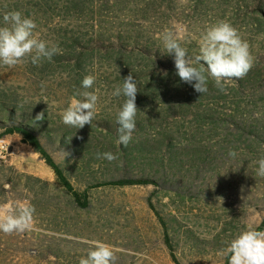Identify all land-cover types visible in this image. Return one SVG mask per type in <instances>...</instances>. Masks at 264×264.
<instances>
[{
	"label": "rangeland",
	"instance_id": "obj_1",
	"mask_svg": "<svg viewBox=\"0 0 264 264\" xmlns=\"http://www.w3.org/2000/svg\"><path fill=\"white\" fill-rule=\"evenodd\" d=\"M12 10L32 17L61 52L39 65L28 58L0 66V106L46 112L50 124L90 137L98 152L118 159L53 152L76 189L90 188L81 208L21 135L1 137L10 148L0 160V205L28 201L36 211L31 230L0 232V264H79L94 240L112 247L114 264H177L168 236L181 264H228L227 242L249 225L264 230V178L254 171L264 155V0H0V26ZM224 19L248 41L251 71L261 78L243 87L233 79L226 93L210 81L201 95L180 80L160 36L165 29L182 35L195 57L201 32ZM131 72L140 111L129 145L144 148L126 160L120 152L128 149L103 122L117 124L124 97L111 93ZM86 75L96 77L98 111L92 125L76 129L60 113ZM127 175L159 185L91 187Z\"/></svg>",
	"mask_w": 264,
	"mask_h": 264
},
{
	"label": "clouds",
	"instance_id": "obj_2",
	"mask_svg": "<svg viewBox=\"0 0 264 264\" xmlns=\"http://www.w3.org/2000/svg\"><path fill=\"white\" fill-rule=\"evenodd\" d=\"M2 20L0 66L15 67L25 63L28 58L33 65H39L43 60L51 61L55 55L60 54L57 44L41 38L37 31L38 25L32 17L12 10L4 12ZM160 39L163 53L174 58L176 74L180 80L192 85L201 95L208 92L210 81L219 91L226 93L230 81L242 79L254 65L248 41L226 19L206 26L201 32L198 40L199 54L195 57H190L188 49L182 46V35L165 29ZM122 80V85L115 86L111 95L124 97L116 112V123L119 125L116 143L127 147L136 128L137 113L140 111L136 104L139 87L132 72ZM95 82L94 75L83 78L80 89L76 90L68 106L60 113L63 124L76 129L92 125L99 101ZM43 118L44 114L40 113L36 120ZM229 156L235 157V151L230 150ZM98 158L112 162L118 159V155L104 152L98 154ZM254 163L257 165L254 169L255 175L264 178V155ZM217 200L223 203L222 197H217ZM35 211V207L28 201L18 202L15 207L0 205V232L12 234L31 230ZM89 243L90 249L86 256L80 258L79 264H114L116 257L110 245L98 240ZM221 255L228 258V264H264V230L249 225L227 242Z\"/></svg>",
	"mask_w": 264,
	"mask_h": 264
},
{
	"label": "trees",
	"instance_id": "obj_3",
	"mask_svg": "<svg viewBox=\"0 0 264 264\" xmlns=\"http://www.w3.org/2000/svg\"><path fill=\"white\" fill-rule=\"evenodd\" d=\"M250 71L242 79L234 80H236V82L242 87L245 83L255 85L258 81H260L261 76L258 77ZM40 113L44 114V118L42 120H36L37 115ZM103 124L108 129V135L116 133L119 127L118 124H113L111 122H103ZM10 133H17L21 135L22 142L32 146L34 150L40 154L41 158L45 160L47 165L55 173L58 183H60L64 190L71 196L72 201L77 206L85 208L90 204L87 196V192L90 188L84 191L76 189L71 183L64 166L57 162L53 157V152L62 149L63 151L71 154L83 153L89 156H97L100 154L97 150L99 145L95 144L94 140L88 136L80 139L74 136L73 131H69L66 127L55 126L52 123L50 124L48 122V115L46 112H39L35 109L17 110L15 107L3 104L0 106V138ZM171 143L172 141L168 144L171 147L169 151L177 152ZM143 145L144 144H140L138 147L144 148ZM138 147H133L128 144L127 147H124V149L128 150L120 152V157L122 159L125 158L126 160H131L129 157L135 153ZM149 183H157L159 185L155 179L149 176L132 177L127 175L109 180L97 179L95 182L91 183V187L105 185L117 187ZM165 240L170 250L172 259L177 264H181L173 252L174 247L169 236Z\"/></svg>",
	"mask_w": 264,
	"mask_h": 264
},
{
	"label": "built area",
	"instance_id": "obj_4",
	"mask_svg": "<svg viewBox=\"0 0 264 264\" xmlns=\"http://www.w3.org/2000/svg\"><path fill=\"white\" fill-rule=\"evenodd\" d=\"M9 145L6 139H0V160L4 159L9 153Z\"/></svg>",
	"mask_w": 264,
	"mask_h": 264
}]
</instances>
